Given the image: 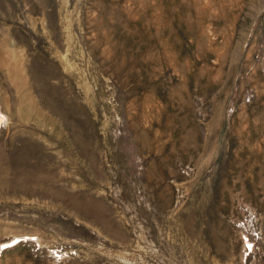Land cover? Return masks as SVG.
I'll use <instances>...</instances> for the list:
<instances>
[{
  "label": "rangeland",
  "instance_id": "374dc122",
  "mask_svg": "<svg viewBox=\"0 0 264 264\" xmlns=\"http://www.w3.org/2000/svg\"><path fill=\"white\" fill-rule=\"evenodd\" d=\"M0 264H264V0H0Z\"/></svg>",
  "mask_w": 264,
  "mask_h": 264
}]
</instances>
